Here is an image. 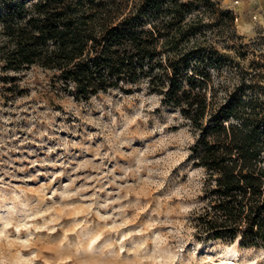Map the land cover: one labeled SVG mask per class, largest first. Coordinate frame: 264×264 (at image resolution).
I'll return each mask as SVG.
<instances>
[{
  "label": "rangeland",
  "instance_id": "374dc122",
  "mask_svg": "<svg viewBox=\"0 0 264 264\" xmlns=\"http://www.w3.org/2000/svg\"><path fill=\"white\" fill-rule=\"evenodd\" d=\"M216 1L234 21L214 31L229 54L215 81L231 87L256 68L264 86V0ZM7 74L0 264H264L262 247L194 236L204 171L186 159L192 129L159 94L139 84L76 100L49 70Z\"/></svg>",
  "mask_w": 264,
  "mask_h": 264
},
{
  "label": "trees",
  "instance_id": "16d2710c",
  "mask_svg": "<svg viewBox=\"0 0 264 264\" xmlns=\"http://www.w3.org/2000/svg\"><path fill=\"white\" fill-rule=\"evenodd\" d=\"M233 21L216 0H0V88L31 66L76 100L145 84L194 133V236L264 248V86L256 68L214 79L229 59L214 31Z\"/></svg>",
  "mask_w": 264,
  "mask_h": 264
},
{
  "label": "bare ground",
  "instance_id": "6f19581e",
  "mask_svg": "<svg viewBox=\"0 0 264 264\" xmlns=\"http://www.w3.org/2000/svg\"><path fill=\"white\" fill-rule=\"evenodd\" d=\"M233 246V244L227 245L226 247ZM209 264H235L234 262H231L228 257L224 255H218L216 257H210L209 258Z\"/></svg>",
  "mask_w": 264,
  "mask_h": 264
}]
</instances>
